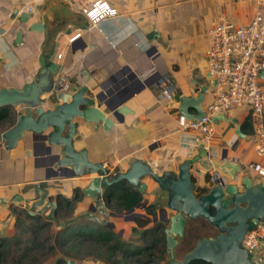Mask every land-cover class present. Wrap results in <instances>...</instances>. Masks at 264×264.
<instances>
[{
  "label": "crops",
  "instance_id": "crops-1",
  "mask_svg": "<svg viewBox=\"0 0 264 264\" xmlns=\"http://www.w3.org/2000/svg\"><path fill=\"white\" fill-rule=\"evenodd\" d=\"M258 1L0 0V88H21L43 68L52 66L56 74L72 81L71 92L86 88L85 95L95 97L109 90V99L125 97L123 105L129 112L123 121L95 98V106L111 121L109 127L103 121L73 118L77 124L75 149L86 150L90 161L103 162L111 173L126 171L135 160L147 163L158 174L177 173L181 163L199 156L191 172L195 185L203 189L213 186L205 178L218 169L226 151L244 167L243 176H250L255 185L264 183L249 167L256 159V141L248 107L213 116L214 136L207 150L177 121L181 95L203 92V108L214 100L215 83L206 54L210 29L222 15L238 23L250 22ZM27 12L29 19L22 21ZM97 12L103 17L95 23L92 14ZM36 23L41 29H30ZM143 81L146 87L138 91ZM169 84L175 87L170 101L161 96L162 88ZM59 92L66 91L56 94ZM21 109L10 108L12 123L1 127L0 133L15 124ZM46 164L45 156L33 150L31 131L12 149L0 143V238L15 233L19 209L52 216L56 212L50 201L60 196L72 199L76 189L82 197L74 202L73 216L113 223L98 210L92 211L95 198L84 192L98 174L48 178ZM142 181L147 183L143 201L151 204L156 200L160 205L164 199L158 184L150 176ZM124 222L134 226L132 221ZM259 252L262 250L255 253Z\"/></svg>",
  "mask_w": 264,
  "mask_h": 264
},
{
  "label": "water",
  "instance_id": "water-1",
  "mask_svg": "<svg viewBox=\"0 0 264 264\" xmlns=\"http://www.w3.org/2000/svg\"><path fill=\"white\" fill-rule=\"evenodd\" d=\"M29 17L28 12L23 13L22 21L26 22ZM30 29L40 30L41 24H32ZM56 73V68L45 67L21 88H0V110L10 111V108L22 107L21 111L16 112L15 124L0 133V143L12 149L26 131H31L35 154L44 155L47 160L48 178L98 174L90 179L84 192L95 198L92 211L98 210L106 218L117 216L135 222L137 217L144 216V213L137 211L143 209L142 203L126 212H108L104 198L108 190L122 180L142 194L147 188V183L142 179L145 176L152 177L165 200L163 209H159L152 218L154 223L160 222L158 228L165 225L166 245L170 254L168 264H255L248 250L242 247V240L249 229L259 222L264 224V183L255 185L250 176H243L244 167L230 159L226 151L221 155L218 169L205 178V182L213 183V186L203 189L195 185L191 172L199 156L181 163L177 173L164 171L158 174L141 160L133 161L126 171L111 173L103 162L90 161L86 150L75 149L73 141L77 124L73 118L78 116L91 122L103 121L109 127L111 121L95 106V98L120 121L129 112L123 105L126 98L109 99V90L95 97L86 96V88L56 94L53 87ZM261 75L264 76V70ZM145 87L146 82L143 81L137 90ZM44 93L47 96L42 97ZM203 98V92H198L196 96L181 95L178 103L180 114L195 120L203 117ZM48 103H52L53 107H46ZM143 203H147V199ZM49 206L56 212L58 203L50 201ZM31 214L35 212L31 211ZM200 217L218 230L217 235L199 238L193 249L184 254L182 259H175L174 251L179 243L177 237L185 235L189 219L197 220ZM96 220L100 222L98 218ZM108 225L114 227L113 223ZM65 261L66 264H83L67 257Z\"/></svg>",
  "mask_w": 264,
  "mask_h": 264
},
{
  "label": "built area",
  "instance_id": "built-area-1",
  "mask_svg": "<svg viewBox=\"0 0 264 264\" xmlns=\"http://www.w3.org/2000/svg\"><path fill=\"white\" fill-rule=\"evenodd\" d=\"M99 12V11H98ZM95 15V23L103 17ZM90 13V12H89ZM208 72L214 85V100L203 108L204 116L195 120L179 114L178 125L184 131L196 136V143L207 150L214 136L213 116L238 106L250 110V119L254 128L256 159L249 167L264 179V3L259 0L250 22L238 23L227 15L219 17L210 29ZM72 81L58 73L53 87L58 91H69ZM173 84L162 88L161 96L173 99ZM242 247L253 252L264 250V224L259 222L249 229L242 240Z\"/></svg>",
  "mask_w": 264,
  "mask_h": 264
},
{
  "label": "rangeland",
  "instance_id": "rangeland-1",
  "mask_svg": "<svg viewBox=\"0 0 264 264\" xmlns=\"http://www.w3.org/2000/svg\"><path fill=\"white\" fill-rule=\"evenodd\" d=\"M9 123L10 121L0 123V128L5 127ZM145 192L144 190L142 195H144ZM155 203L156 200H153L149 205H154L156 213L165 206V200L161 201L160 206H157ZM106 210L108 212L110 211L108 208H106ZM23 211L25 210L19 209L17 211L22 218L21 227L15 231L13 236L8 238V245L0 248V252H5L4 256L0 258V264H66L64 262L58 263L57 261L59 258L64 260L66 257L70 258L65 254V250L77 257V259H74L76 262L83 264H132L131 259L123 260L121 258L119 249L112 251L99 244H82L80 241H76V244L71 242L67 246L63 245L61 231L65 223L73 217L74 210L72 211L66 207L63 208L57 219H54L53 215L51 216L50 214H31L38 215V219L35 220L27 218ZM137 211L145 213L144 210L141 211L138 209ZM108 218V221L110 220L115 224L112 229L116 233L121 232L122 229H124L123 227H126V230L124 229L122 234H120L123 240L129 241L130 244H142V229L135 228V223L134 226L132 225L129 227L130 224L124 222L125 220L123 217ZM115 222H117V224ZM101 223H105L109 226V222H105V220L104 222L101 221ZM158 223L159 222H157V224ZM162 226L165 227L164 224H162ZM188 227L193 236L198 234L215 235L218 232V230L210 225L203 217L197 220L189 219L187 228ZM181 238L182 237H177L179 243L174 251L175 259L177 260L182 259L183 249L186 248V244H182ZM250 258L255 264H264V250L259 253L253 252ZM169 261L170 254L167 252L161 264H168Z\"/></svg>",
  "mask_w": 264,
  "mask_h": 264
},
{
  "label": "trees",
  "instance_id": "trees-1",
  "mask_svg": "<svg viewBox=\"0 0 264 264\" xmlns=\"http://www.w3.org/2000/svg\"><path fill=\"white\" fill-rule=\"evenodd\" d=\"M12 123V116L8 109H2L0 111V123L9 122ZM250 125V122H248ZM115 170V172H117ZM82 197V192L76 189L75 195L72 199L66 197H58L56 213L53 215L54 219H57L61 210L66 207L72 211L75 209L74 202ZM143 195L138 190L125 182L124 180L116 183L111 189L108 190L106 197L104 198L105 206L110 211L116 213L126 212L132 208H135L139 203L143 204L144 216H139L135 220V228L142 229L141 231V243L142 244H130L129 241L123 240V237L119 233H116L112 228L105 223L98 222L93 218H89L85 215L73 216L63 226L62 239L63 245L67 246L71 242L76 244V241H80L82 244H99L107 247L108 250H120L121 258L124 260L131 259L132 264H161L167 250L166 235L164 232V226L157 227V223L153 221V215L156 213L154 205L144 204ZM17 212L15 228L18 230L22 225V218L20 213ZM25 216L29 219H38V215H31L26 210L23 211ZM189 222V220H188ZM187 222V224H188ZM153 223V224H152ZM152 224V225H150ZM218 233V232H217ZM198 234L194 235L190 233L189 227L187 228L185 235L181 238L182 244H186V248L183 249V256L187 252L193 249L196 242L201 237H214L217 235ZM193 237V238H192ZM9 237L0 238V248L8 245ZM149 241V242H148ZM65 254L72 258L77 257L71 252L64 251ZM5 252H0V258L3 257ZM58 263H66L64 259H58ZM194 264H210L206 262L194 263Z\"/></svg>",
  "mask_w": 264,
  "mask_h": 264
},
{
  "label": "flooded vegetation",
  "instance_id": "flooded-vegetation-1",
  "mask_svg": "<svg viewBox=\"0 0 264 264\" xmlns=\"http://www.w3.org/2000/svg\"><path fill=\"white\" fill-rule=\"evenodd\" d=\"M198 219H199V218H198ZM159 223H160V222H159ZM159 223H158V224H159Z\"/></svg>",
  "mask_w": 264,
  "mask_h": 264
},
{
  "label": "bare ground",
  "instance_id": "bare-ground-1",
  "mask_svg": "<svg viewBox=\"0 0 264 264\" xmlns=\"http://www.w3.org/2000/svg\"><path fill=\"white\" fill-rule=\"evenodd\" d=\"M256 181V180H255Z\"/></svg>",
  "mask_w": 264,
  "mask_h": 264
}]
</instances>
